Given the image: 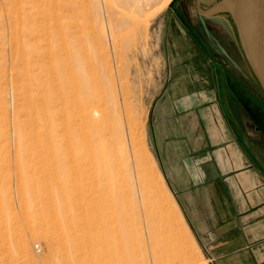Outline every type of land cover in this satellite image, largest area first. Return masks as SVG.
Here are the masks:
<instances>
[{
  "label": "rangeland",
  "instance_id": "obj_1",
  "mask_svg": "<svg viewBox=\"0 0 264 264\" xmlns=\"http://www.w3.org/2000/svg\"><path fill=\"white\" fill-rule=\"evenodd\" d=\"M223 2L0 0V264H88L89 225L111 215L129 241L121 264H212L156 163L149 118L169 81L171 16L195 28L190 41L250 70L264 95ZM15 11L25 25L13 35ZM53 74L64 97L82 98L101 121H82L74 105L73 138L37 143L30 106ZM98 129L103 139H81ZM20 237L32 261L18 251Z\"/></svg>",
  "mask_w": 264,
  "mask_h": 264
},
{
  "label": "crops",
  "instance_id": "obj_2",
  "mask_svg": "<svg viewBox=\"0 0 264 264\" xmlns=\"http://www.w3.org/2000/svg\"><path fill=\"white\" fill-rule=\"evenodd\" d=\"M170 18L169 81L150 114L151 150L212 264H264V95L250 70L190 41L195 28Z\"/></svg>",
  "mask_w": 264,
  "mask_h": 264
},
{
  "label": "bare ground",
  "instance_id": "obj_3",
  "mask_svg": "<svg viewBox=\"0 0 264 264\" xmlns=\"http://www.w3.org/2000/svg\"><path fill=\"white\" fill-rule=\"evenodd\" d=\"M231 3L234 4V7L236 8L238 21L240 22L245 34L248 37L256 36L257 38H259L258 40H262L261 38L264 37V0H232ZM220 7L222 8V10L225 9L226 12H229L230 7L228 0H224L223 4ZM16 11L10 18V27L13 35H15L20 26L23 27L25 25V22L19 19V13H16ZM259 43L264 42L259 41ZM256 49V54L254 53L256 57L255 59L261 64L260 66L264 70V62L262 63L259 60V56H257V54H263L264 46L259 45V48ZM40 69L41 68H39L38 70ZM52 69L54 71V67ZM39 81L40 83L37 86L39 87V91H41L42 98H38L36 102L30 106L32 110V116L34 117L35 115V119L37 120L35 127L38 131L35 136L33 135L37 143L54 140V137L62 138L66 141H70L73 138V135L68 127L75 119V115L70 112V109H72L74 105H77L76 107L80 111L79 117L82 119V121L88 119L91 122L97 123L98 121V124L100 123L101 119L95 122L94 119L96 118H93L92 112H90L88 109V107L90 106L82 98H78L77 100H75L73 97H64V95L67 93V90L64 87L63 83H60L61 81H59L58 83L57 78H54V74L51 78ZM99 115L100 113H97V116ZM118 125L121 124L118 123ZM105 135L106 132L98 129L95 130L94 133L90 136L82 135L81 139L97 138L98 140L103 139ZM76 138L78 139L79 137ZM21 181V184L26 188L28 181H23L22 179ZM27 196L32 199L37 197L34 193H31ZM2 214H4V212H0V218L1 216H4ZM97 231L98 234H100L98 235V238L96 236H93V233H97ZM88 234L90 237L86 242L83 243L84 246L82 247L88 264H121V253L123 250L126 251V247L129 246V241L124 240L121 237V228L116 226L115 217L111 215L105 218L101 217L96 219L92 222V224L89 225ZM65 248L67 249L68 247H66L65 245ZM26 250L27 243L22 239V237H20L18 240V251L22 253L23 256L25 255V259L28 258L26 260L32 261ZM83 261L76 264H83Z\"/></svg>",
  "mask_w": 264,
  "mask_h": 264
},
{
  "label": "water",
  "instance_id": "obj_4",
  "mask_svg": "<svg viewBox=\"0 0 264 264\" xmlns=\"http://www.w3.org/2000/svg\"><path fill=\"white\" fill-rule=\"evenodd\" d=\"M232 0H228L229 3V13L232 16V19L234 21V24L236 26L237 32L239 34L240 42L246 57V60L249 64V67L255 76L256 80L258 81L260 87L262 88L264 92V70L261 68V64L255 59V54L257 49L259 48V45L264 46V43H259V41L264 42V37H262V40H258L256 36L248 37L245 32L243 31L240 22L237 18V11L234 7V4L231 3ZM201 13H203L201 11ZM257 41V42H256ZM259 45H258V44ZM255 53V54H254ZM259 56V60L263 63L264 62V52L263 54H257Z\"/></svg>",
  "mask_w": 264,
  "mask_h": 264
},
{
  "label": "built area",
  "instance_id": "obj_5",
  "mask_svg": "<svg viewBox=\"0 0 264 264\" xmlns=\"http://www.w3.org/2000/svg\"><path fill=\"white\" fill-rule=\"evenodd\" d=\"M36 250L38 251V252H40L41 251V248H40V246L39 245H36Z\"/></svg>",
  "mask_w": 264,
  "mask_h": 264
}]
</instances>
